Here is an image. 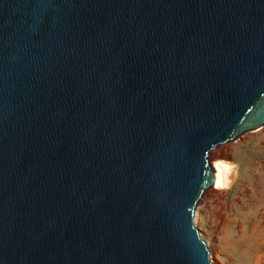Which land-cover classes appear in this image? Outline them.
<instances>
[{"label":"water","instance_id":"obj_1","mask_svg":"<svg viewBox=\"0 0 264 264\" xmlns=\"http://www.w3.org/2000/svg\"><path fill=\"white\" fill-rule=\"evenodd\" d=\"M264 125V0H0V264H213L218 144Z\"/></svg>","mask_w":264,"mask_h":264},{"label":"rangeland","instance_id":"obj_2","mask_svg":"<svg viewBox=\"0 0 264 264\" xmlns=\"http://www.w3.org/2000/svg\"><path fill=\"white\" fill-rule=\"evenodd\" d=\"M224 183L204 191L194 222L213 264H264V125L208 154Z\"/></svg>","mask_w":264,"mask_h":264},{"label":"bare ground","instance_id":"obj_3","mask_svg":"<svg viewBox=\"0 0 264 264\" xmlns=\"http://www.w3.org/2000/svg\"><path fill=\"white\" fill-rule=\"evenodd\" d=\"M213 168L215 171V181L212 186L214 188L220 187L224 183V170H225V165L220 162H214L213 163Z\"/></svg>","mask_w":264,"mask_h":264}]
</instances>
